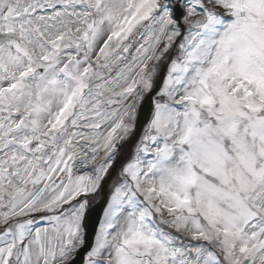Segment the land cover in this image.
<instances>
[{"label": "snow or ice", "instance_id": "obj_1", "mask_svg": "<svg viewBox=\"0 0 264 264\" xmlns=\"http://www.w3.org/2000/svg\"><path fill=\"white\" fill-rule=\"evenodd\" d=\"M0 264H264V0H0Z\"/></svg>", "mask_w": 264, "mask_h": 264}, {"label": "water", "instance_id": "obj_2", "mask_svg": "<svg viewBox=\"0 0 264 264\" xmlns=\"http://www.w3.org/2000/svg\"><path fill=\"white\" fill-rule=\"evenodd\" d=\"M149 110H150V102H149V99H147L144 102L143 113H142V118H141V123L142 124H143L144 120L147 118V115L149 113ZM101 195L103 197L102 203L99 204L96 208L91 209V210H88L87 213H86V215H85V220H87L89 218L88 216L91 214V212L93 210H96L97 214L100 213L101 207L103 206V204L105 202V199H106V190L103 193H101Z\"/></svg>", "mask_w": 264, "mask_h": 264}, {"label": "rangeland", "instance_id": "obj_3", "mask_svg": "<svg viewBox=\"0 0 264 264\" xmlns=\"http://www.w3.org/2000/svg\"><path fill=\"white\" fill-rule=\"evenodd\" d=\"M105 127V126H104ZM101 130H103V128L101 129ZM83 131H89L88 129H84ZM142 134H143V132H142ZM141 134V135H142ZM125 142V141H124ZM124 142H122V144L124 143ZM135 151V146L133 147V149H132V151L131 152H134ZM124 153V152H123ZM84 171V169H74V172H76L77 174H79V173H81V172H83ZM115 180H116V177H115ZM114 180V181H115ZM112 187V186H111ZM110 191H111V188H110ZM98 198H99V195L97 194L95 197H89V205H88V207L89 206H91L93 203H95V202H97V200H98ZM74 202V201H73ZM64 208H68L69 207V205H64L63 206ZM101 217H103V212H102V215H101ZM37 223H39V220H37ZM41 226H44V225H41Z\"/></svg>", "mask_w": 264, "mask_h": 264}, {"label": "bare ground", "instance_id": "obj_4", "mask_svg": "<svg viewBox=\"0 0 264 264\" xmlns=\"http://www.w3.org/2000/svg\"><path fill=\"white\" fill-rule=\"evenodd\" d=\"M107 126L105 125V127L104 128H106Z\"/></svg>", "mask_w": 264, "mask_h": 264}]
</instances>
